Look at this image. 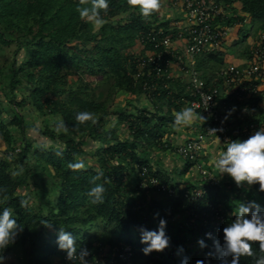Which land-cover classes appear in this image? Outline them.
I'll list each match as a JSON object with an SVG mask.
<instances>
[{"label":"trees","instance_id":"16d2710c","mask_svg":"<svg viewBox=\"0 0 264 264\" xmlns=\"http://www.w3.org/2000/svg\"><path fill=\"white\" fill-rule=\"evenodd\" d=\"M215 2L224 9L217 22L229 27L233 22L243 24L248 16L252 23L264 27V0ZM76 3L77 0H0V46L11 53L8 73L4 74L0 66V136L8 154V159L0 160V186L6 189L0 196V206L15 209L24 228L6 252L20 247L28 264H53L55 260L66 264L65 253L58 251L54 243V231L59 226L72 231L77 248H87L91 262L94 254L105 253L121 242L138 248L136 264H179L184 256L189 258L188 264L204 260L212 240L191 230L187 232L204 239L205 248L179 256L157 251L144 255L139 243L140 225L155 229L154 220L163 217L165 232H170L175 228L173 217L184 212L181 195L176 199L167 197L166 205L154 202L153 214L159 213L154 219L153 206L147 203L149 192L137 185L141 176L136 174V167H146L161 183L172 185L165 175L153 172L152 165L141 157V150H165L161 133L171 126L177 111L189 107L192 96L185 84L173 81L170 72L157 75L154 65L140 63L146 55L164 49L156 47L158 43L168 37L177 39L180 29L174 20H159L162 0L160 9L146 19L128 8L125 0H111L99 28L78 16ZM218 56L212 54L211 60ZM170 59L178 63L176 58ZM96 77L108 87L101 100L88 94L90 82ZM119 93L141 99L142 104L148 103L147 108L113 111L115 95ZM81 111L92 113L95 122L78 124L75 114ZM108 117H114L115 122L110 124ZM60 120L67 125V133L54 131ZM60 149L62 155H57ZM82 156L96 161L97 167H68ZM21 167L27 174L48 170L50 175L40 185L36 183L29 195H23L19 186L25 180L16 177ZM97 172L103 173L96 182L104 184L105 193L103 203L93 205L86 192ZM127 173L134 175L130 180L136 179V200L125 196ZM21 200L26 201V207L18 206ZM227 219H231L230 214ZM220 235V231L214 234L217 238ZM253 259L242 257L241 264H253ZM208 260L217 264L214 256Z\"/></svg>","mask_w":264,"mask_h":264},{"label":"built area","instance_id":"2783aa9c","mask_svg":"<svg viewBox=\"0 0 264 264\" xmlns=\"http://www.w3.org/2000/svg\"><path fill=\"white\" fill-rule=\"evenodd\" d=\"M181 5L185 22L175 24L180 29L177 39L173 41L168 37L158 43L156 47L163 46L164 49L159 53L146 55L140 63V66L154 65V72L161 75L170 72L172 65L170 58H176L180 72L187 75L188 89L192 96L188 106L209 123L203 136L188 139L171 149L179 157L195 162L201 175L200 184L175 187L161 183L150 175L146 167L142 169L136 167V174L141 176L137 182L138 186L150 194L163 193L169 198L176 199L181 195L185 201L182 212L184 219L177 223L174 221V230L166 232L170 238L169 246L160 251L166 256H179L195 251L199 246L198 238L193 234L200 233L205 236L206 232L213 235L217 233L228 221V214L240 200L255 199L264 205V193L257 192L255 185L247 191L244 188H237L227 176H219L218 171L214 172L208 165L209 159L205 156L207 153L205 139L208 137L219 140L223 150L228 140L247 138L257 128L264 127V118L258 116L261 110L258 98L264 94V27L260 31L258 44L251 50L247 62L222 69L215 80L209 82L197 69L196 56L202 50L215 51L222 44V40L227 39L228 31L224 22L216 21L224 9L215 0H182ZM226 7H231V3L226 4ZM176 41L183 42L184 57L182 53H176L173 47ZM233 106V117L229 116L227 120H223L226 110ZM212 128L217 129V132ZM167 147L165 145V149ZM214 195L217 196L213 198ZM225 197L229 213L226 211ZM173 218L178 220L175 216ZM187 230L193 231V234ZM180 248L183 250L179 251ZM137 251L138 248L133 244L121 242L105 253L101 251L98 255L94 254L95 259L93 262L90 261V264H136L134 261Z\"/></svg>","mask_w":264,"mask_h":264},{"label":"clouds","instance_id":"9594fccd","mask_svg":"<svg viewBox=\"0 0 264 264\" xmlns=\"http://www.w3.org/2000/svg\"><path fill=\"white\" fill-rule=\"evenodd\" d=\"M111 0H77L76 12L86 23L95 28L101 27L110 7ZM125 5L135 11L141 18H149L160 9V0H125ZM233 108L226 110L223 120H227ZM197 116L192 107H185L175 113L173 127L187 126L196 119H203ZM93 119V114L87 111L77 112L75 121L83 124ZM217 132V129L212 128ZM222 130V129H221ZM54 131L59 134L67 133L68 128L63 120L54 125ZM47 147V145H40ZM63 149L57 151L62 155ZM213 166L219 176H227L237 188L250 190L256 186V191L264 193V127L257 128L247 138H236L228 140L224 149L215 153L212 158ZM68 167L72 170L84 167L83 160L70 162ZM15 175V173H13ZM102 172H97L92 178V185L86 192L89 203L96 205L103 203L105 187L103 183H97ZM4 186H0V196L5 193ZM2 203V201H0ZM19 207H26V201H19ZM154 217L159 213H154ZM18 213L8 206H0V264H7L11 259L6 255L9 246L15 243L21 227L17 219ZM231 219L226 221L220 229L221 235L215 237L213 233L206 232L204 235L212 240L211 250L205 254L204 260H196L195 264H211L208 257H215L217 264H241L242 257H250L253 264H264V205L255 199L240 200L235 204L230 213ZM48 228L53 224L41 222ZM166 220L160 217L155 229H148L143 225L138 227L139 243L143 245L141 252L148 255L152 251H163L169 246L170 238L165 232ZM54 243L58 251L65 253V260L68 264H90L87 259L89 251L85 247L77 248L76 237L72 231L57 227L54 231ZM198 246L206 247L204 239L197 240ZM256 249V252L253 249ZM183 249L180 248L179 251ZM189 258L184 256L179 264H188Z\"/></svg>","mask_w":264,"mask_h":264},{"label":"crops","instance_id":"0c3cea01","mask_svg":"<svg viewBox=\"0 0 264 264\" xmlns=\"http://www.w3.org/2000/svg\"><path fill=\"white\" fill-rule=\"evenodd\" d=\"M171 10H172L170 12L171 14L167 16L166 20L177 19V23L185 22L184 21L185 16L182 8H180V10H175L174 13H173V9ZM163 20H165V18H163ZM225 43L226 41H224V43H222L220 47L213 52L202 50L196 56L197 65L198 63L201 65V67H199L198 69L199 71L200 68L206 69L205 66L208 67L209 64H211L212 66H216L217 64L223 65L219 70H217L218 68H216L215 71L210 72V74L204 75L203 71L202 72L200 71L206 80H209L206 78V76H209V78L212 77L211 82L214 81L216 76L218 75L217 71L220 72L222 69L228 67V65H224V59H223L227 54V51L225 50ZM173 47L175 48L176 53L178 54L183 53L182 49L184 50V44L181 41H176ZM212 54H216L219 56L213 61H210ZM243 54H245V51ZM249 55L250 53L247 52L244 58L243 55L241 57V53L239 52V54L236 56L237 60L244 59L240 65H243L247 62ZM169 76L173 79V81L179 80V82L183 83V85L185 84L188 89L187 75L180 72L179 65L177 63L174 62L172 63ZM137 101L140 100L137 99ZM258 102L261 107V110L258 112V116L261 115V117L264 118V94L261 98H258ZM236 105L240 107L238 104ZM7 114H10V111H8ZM196 115L198 117L200 116L197 113ZM230 117H233L232 113ZM207 124L208 122L204 121L203 119H196L187 126L173 127V123H172L170 127L163 129L161 133L162 142L168 145V147L165 150H160L157 148H153L151 151L146 150L144 152L143 150H141L142 151L141 157L146 159L150 163V165H152L153 172L155 173L156 171L160 172V174L165 175L170 182L172 179L176 180V183L173 185H176L177 187L183 188L187 186L200 184L202 182L201 175L199 173V170L195 162H190L182 157H179L176 153L172 152L171 149L174 146L181 144L182 142L188 139H195V138L198 139L201 136H203L208 126ZM205 144H206V152H207L205 156L207 157V159H209L208 165L210 166V168L214 170V172H216L217 170L213 166L212 158L215 153L221 151V142L215 138L208 137L205 139ZM5 159H8V154L6 152V145L2 137L0 136V160H5ZM131 175L132 173L126 174V177H129V181L126 183V185H124V193L125 196L127 197V200H133V199L136 200L138 195L137 191L135 190L136 179L130 180V177L134 176ZM177 219L183 220L184 215H180V216L178 215ZM5 254L11 257V259L7 261V264H28V259L24 257V253L20 247H13ZM53 264H57V260H55Z\"/></svg>","mask_w":264,"mask_h":264},{"label":"rangeland","instance_id":"374dc122","mask_svg":"<svg viewBox=\"0 0 264 264\" xmlns=\"http://www.w3.org/2000/svg\"><path fill=\"white\" fill-rule=\"evenodd\" d=\"M162 2H163V6H162V8L158 14L159 20H161L163 18L166 19L167 16L169 14H171L170 13L172 11L171 9H173V13H174L175 10H180V8H182V5H181L182 0H162ZM171 20L172 21L174 20L173 23L177 24V19L176 20L171 19ZM239 26H241V28H242V31L240 33L238 32V30L240 28ZM225 29H227V31H228V37L225 40L226 41L225 50L227 51L228 55L226 54L225 57L223 56L224 58L222 57L224 59V65H228V67L229 66H238L242 63V61L244 59L243 60L242 59L237 60L236 56L240 52L241 57H242V55L244 57L247 52L250 53V51L255 46H257L256 44H258L257 42H258L259 34L261 31V26L258 22L252 23V21L249 19V17L246 16L245 22L243 24H241L240 21L233 22V24L229 27L225 25ZM234 41H236V42H234ZM244 51H245V54H243ZM182 55L184 57V53H182ZM10 56H11V53L7 52L3 47L0 46V66L4 67V69H3L4 74L8 73L9 66L11 65ZM210 61H212V60H210ZM203 64H205V63H203ZM222 66L223 65H220V64H217L216 66H212L211 64H209L208 67L205 66L206 69L200 68V71L201 72L203 71L204 75L210 74V72L215 71L216 68H218L217 70H219ZM217 72H219V71H217ZM206 78L209 79L208 80L209 82H211L212 77L209 78V76H206ZM100 81H101V79L98 77L91 80L90 85H89V91H88V94L91 98L101 100V99H104L106 97V95L108 93V87L106 84H100ZM115 96H116L115 101L113 102L114 105L112 107L113 111L120 110V109L127 110V111H134L138 106L142 107V108L143 107L147 108L146 104H148V103L142 104L141 99H140L141 102L137 101V99L135 97L126 95L124 93H119ZM146 108H143V109H146ZM108 121L111 124V123L115 122V118L110 117V119H109V117H108ZM112 125H114V124H112ZM116 126H119V123H117ZM80 160H83L84 167H86V166L87 167L88 166L97 167L96 161L92 160L91 158L82 156ZM33 174L36 177L34 175L25 173L23 167H21L17 170V172H16L17 179L19 181L25 180V184H27V185L23 184V185L19 186L20 194L29 195L31 190H35V186H37V184L40 185L41 183L46 181L44 178L45 177L47 178L50 175V172L48 170H46V171H41V172H34ZM175 183H176V180H173V179L170 182V184H172V185ZM138 196H139V194L137 195V197ZM166 198H167V196L163 193H152V194L148 193L147 203H148V205L151 204L153 206L152 207V216L154 219L157 217V216L154 217V215H153L154 208H155L154 202H160V203L166 205L169 202L168 199H166ZM226 211H227V213H229L230 209L226 207ZM168 216H169V214H168ZM175 217H177V216H175ZM158 220L159 219L156 218L154 220L155 223H158ZM177 222H178V220H176V223Z\"/></svg>","mask_w":264,"mask_h":264}]
</instances>
